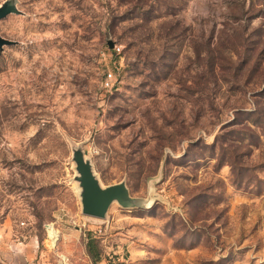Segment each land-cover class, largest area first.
Returning <instances> with one entry per match:
<instances>
[{
    "label": "rangeland",
    "instance_id": "1",
    "mask_svg": "<svg viewBox=\"0 0 264 264\" xmlns=\"http://www.w3.org/2000/svg\"><path fill=\"white\" fill-rule=\"evenodd\" d=\"M14 2L0 264H264V0ZM75 150L135 203L83 214Z\"/></svg>",
    "mask_w": 264,
    "mask_h": 264
},
{
    "label": "water",
    "instance_id": "2",
    "mask_svg": "<svg viewBox=\"0 0 264 264\" xmlns=\"http://www.w3.org/2000/svg\"><path fill=\"white\" fill-rule=\"evenodd\" d=\"M11 12H18L14 0H6L0 4V19ZM13 41L0 36V49L3 45L12 44ZM112 47V42H109ZM75 169L78 173L76 179L80 187V200L82 213L92 217L103 218L109 205L117 201L123 205L135 203L128 195V190L123 182L103 186L91 168L90 162L80 150L73 153Z\"/></svg>",
    "mask_w": 264,
    "mask_h": 264
},
{
    "label": "trees",
    "instance_id": "3",
    "mask_svg": "<svg viewBox=\"0 0 264 264\" xmlns=\"http://www.w3.org/2000/svg\"><path fill=\"white\" fill-rule=\"evenodd\" d=\"M260 112H262V111H260ZM233 123H229V124H233ZM229 131H231V130H229ZM229 131H227V132H229ZM226 139L227 138H223V141L226 140ZM231 144H233V146L238 148L236 146V144L233 143V141L231 142ZM240 162H241L240 157L233 153V159H232L231 165H234V164H237V163H240ZM85 247H86V251H87L89 257L91 258L92 263H96V262L100 261V259H101L100 248L98 247L97 242H96V240L94 238H89L87 240L86 244H85Z\"/></svg>",
    "mask_w": 264,
    "mask_h": 264
},
{
    "label": "crops",
    "instance_id": "4",
    "mask_svg": "<svg viewBox=\"0 0 264 264\" xmlns=\"http://www.w3.org/2000/svg\"><path fill=\"white\" fill-rule=\"evenodd\" d=\"M5 248H6V246H5ZM6 250L8 251L6 257H8V255H10V253L14 257L13 260H8V259L6 260L8 264H21V263L22 264H40L39 261L34 262L33 259H30V258H28L27 255H23V254L22 255L24 258L22 260H19V255L21 252H19L20 248H18L17 246H11L10 248H6ZM96 264H106V263H105V261L101 260V261L96 262Z\"/></svg>",
    "mask_w": 264,
    "mask_h": 264
},
{
    "label": "bare ground",
    "instance_id": "5",
    "mask_svg": "<svg viewBox=\"0 0 264 264\" xmlns=\"http://www.w3.org/2000/svg\"><path fill=\"white\" fill-rule=\"evenodd\" d=\"M47 233L50 238L51 244L54 243V238L57 236L56 230L51 224L47 225Z\"/></svg>",
    "mask_w": 264,
    "mask_h": 264
},
{
    "label": "built area",
    "instance_id": "6",
    "mask_svg": "<svg viewBox=\"0 0 264 264\" xmlns=\"http://www.w3.org/2000/svg\"><path fill=\"white\" fill-rule=\"evenodd\" d=\"M116 49H118V48H116ZM107 75H108V77H111L110 73H108ZM105 84L108 85V82L106 81Z\"/></svg>",
    "mask_w": 264,
    "mask_h": 264
}]
</instances>
